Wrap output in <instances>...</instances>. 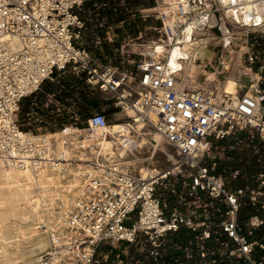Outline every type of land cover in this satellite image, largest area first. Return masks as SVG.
Here are the masks:
<instances>
[{
    "label": "built area",
    "instance_id": "2783aa9c",
    "mask_svg": "<svg viewBox=\"0 0 264 264\" xmlns=\"http://www.w3.org/2000/svg\"><path fill=\"white\" fill-rule=\"evenodd\" d=\"M161 1L156 0L159 5ZM204 1L191 0L189 13L182 8L185 21L172 18L167 23L168 13L160 12L170 49L183 44L187 23L205 14L215 16L218 23L207 24L204 31L218 29L224 38L221 4L210 0V9ZM88 3L0 0V159L20 161L30 152L33 161H41L37 142L23 140L22 134L37 137L53 131H25L19 118L21 104L56 75L69 72L109 95L122 122L142 121L160 134L175 150L176 160L159 174L143 176L126 172L116 161L95 158L99 173L77 203L69 245L61 246L69 255L64 259L60 251L47 253L36 264H68L67 260L102 264L97 258L101 246L143 243L140 239L148 241L154 263L264 264V166L252 167L248 173L230 167L228 171L222 163L223 151L216 146L239 133L258 135L264 146V48L259 41H248L251 32H264V26L248 28L229 21L230 32H235L234 27L250 29L244 37L245 50L234 54L230 69L223 56L206 65L207 71L213 68L219 76L237 82L238 93L232 95L221 89L225 79L207 83L204 73H199L185 84L184 76L177 75L167 59L146 57L143 52L145 58L137 60L122 40L110 51L107 45L122 39L115 29L108 39H89ZM14 40L17 47L12 45ZM236 41L229 46L222 39L220 50L229 54ZM73 115L72 122L58 124L61 131L68 133L75 126L86 133L110 125L105 111L93 113L82 128L81 117ZM260 151L256 149V154Z\"/></svg>",
    "mask_w": 264,
    "mask_h": 264
},
{
    "label": "bare ground",
    "instance_id": "6f19581e",
    "mask_svg": "<svg viewBox=\"0 0 264 264\" xmlns=\"http://www.w3.org/2000/svg\"><path fill=\"white\" fill-rule=\"evenodd\" d=\"M190 1L162 0L160 10L169 15L166 22L169 23L172 18L185 21L182 8L187 13L192 11ZM217 1L224 11L223 41L229 46L232 40L238 39V36L245 37L246 34L242 31L230 32L228 19L236 25L239 21L248 28L253 25L264 26V0ZM204 2L211 9L210 0ZM216 23L215 16L209 18L205 14L197 18L195 22L187 23L183 44L174 45L175 47L170 49L169 41L163 38L145 45L143 55L157 60L167 59L169 67L177 72V75L184 76L186 84L188 77L193 79L202 71L205 61L208 62L207 64L211 63L214 54L209 51L208 46L215 44L212 41L213 34L205 32L203 28L207 24L213 27ZM248 28L246 31L249 32ZM5 38L10 40V37ZM12 45L17 47L18 42L14 40ZM232 48L224 58L226 69H230L231 62L234 60ZM207 81L218 83L219 73L209 72ZM235 83L237 85V82ZM236 94L232 93V95ZM250 94L253 92L251 91ZM69 129L68 133L62 130L57 133L47 132L37 137L25 132L22 134L23 140L37 142L38 145H34L36 148L34 149L38 152L42 151L41 161H33L31 157L35 155L30 152L20 161L8 163L0 159V177L5 179L4 185L9 186L7 193H1L3 196L0 198V204L8 205L11 211L22 217V221L32 219L33 229L29 236L34 246L28 254L19 251L15 253L0 251V264H36L45 254L56 251H60L61 258L64 259L69 255V250L61 246L69 245L70 220L77 203L87 194L91 178L99 173L98 167L95 166V158L101 160L104 157L110 162L116 161L124 167L126 172L138 170L143 176H148L159 174L161 170H151L149 166L139 165V163L151 161L155 167L154 160L158 152H168V146L162 136L148 129L142 121L118 122L110 124L105 129H94L86 133L79 127L71 126ZM71 134L73 136H70ZM72 144H77V151L73 150ZM88 145L91 147L88 148ZM146 149L150 151L151 156L143 158L141 156L145 154ZM169 157L175 159L172 154H169ZM67 263L76 264V261L67 260Z\"/></svg>",
    "mask_w": 264,
    "mask_h": 264
},
{
    "label": "rangeland",
    "instance_id": "374dc122",
    "mask_svg": "<svg viewBox=\"0 0 264 264\" xmlns=\"http://www.w3.org/2000/svg\"><path fill=\"white\" fill-rule=\"evenodd\" d=\"M160 5L156 2V0H89L86 9V18L89 19V24L91 27L90 29L92 30L89 39H97L98 37H105L106 39H108L110 37V33L113 32V29H115L117 36L122 39H117V42L114 46L107 45V48L110 51H113L115 46L121 45L122 40V45L127 46V49L133 52L134 58L137 60H141L145 58V55H142L145 45H149L154 41H160L164 38L163 23L159 17L161 12ZM229 21L234 23L230 19L227 20V23ZM214 25L215 24H213V26ZM238 28L234 27L235 33L237 31H242L245 32V37L248 36V31ZM121 30L122 37L120 36ZM207 33L213 34L212 41H214L215 43L214 45L210 44L208 46L209 51L214 54L213 58H211V62L214 60L218 61L221 56L225 57L228 54V51L222 52L220 50V45L222 43V39L224 40V38L219 34L220 32L218 31V29L214 31L208 30ZM238 38V41H236L235 46L232 48V50H234L233 56L236 53L240 54L241 50H245V46H247V40H245L244 37L238 36ZM248 41H250L251 44L259 41L261 47L264 48L263 30L251 32ZM133 45H135L136 47H134ZM13 46L16 47V45ZM218 56H220V58ZM207 63L208 62L206 61L203 63L205 65L200 72L204 73L206 78L209 72L215 70L213 68H210L207 71ZM219 70L223 71L222 68H219ZM59 76V83L55 82V87H57L58 84L63 87L62 95L64 102H62L63 99L60 100L61 102H57V96L50 97L49 94L53 92L55 87L54 85H52V83L49 82H46L44 84V86L46 87L44 88L43 86V89L39 92L40 95H38L39 93H37L36 95H34L36 97L32 96L34 98L33 101H29L31 97L23 100L21 104V110L19 112V118L20 124L25 131H30L32 133L46 132L47 130H52L56 133L60 132L61 129L60 127H58V124L70 123L73 121L72 115L75 111L71 108V105L74 104V101L77 102L76 106L80 105L76 113L78 117H81L78 122L81 128L85 126V121L87 120V118L98 111H105V113L108 115L109 123L111 125L122 122V115L120 114L119 109L115 107L114 101L109 97V95L104 94L101 91L92 89L87 85L84 79H80L73 74H70L69 72L62 73ZM225 76V74H221L219 76V82L225 79L223 87L221 86V89L231 94L238 93L239 86L238 84L236 85V81L230 76H227L226 78ZM50 81L53 82V80ZM207 83L210 82L207 81ZM48 87L52 90L48 91ZM86 93L89 97V100L87 102H85L84 99ZM33 103H35V106L33 105ZM66 107L69 108L67 109ZM73 127L77 128L75 126ZM70 136L73 135L71 134ZM256 145L257 148H255ZM72 146L73 150H78L77 144H72ZM167 146L168 152H158L154 160L156 162L155 167V164H153L151 161L146 163H139V165L145 164L146 166H149L151 170L161 171L167 169L168 167H171L173 165L172 162L174 159H171V157H169V154H172L174 157H176V152L169 145ZM216 146L217 148H219V150L223 151L225 162L222 163H225V168L228 169V171L239 168L242 169L245 173H248L250 171V168L252 169V167L258 169L264 166V154H262L264 153V146L261 145L260 139L256 134L246 135L239 133L229 141L217 142ZM85 149L88 150V148ZM256 149L261 150L259 154L258 152L256 154ZM146 151L145 154H143L141 157L147 158L149 157V155L151 156L150 151L148 149H146ZM229 167L232 169L229 170ZM132 172L139 173L138 170ZM4 181L5 179L0 177V198L3 196L1 195L2 192L7 193V191L9 190V186L6 184L4 185ZM164 198L167 199V195H164ZM167 205L169 206V204ZM184 207L187 206L184 205L182 208ZM247 213L248 212H244V214ZM22 220V217L11 211V208L8 205L0 204L1 252L15 253L19 251L20 253L25 252L26 254L27 252L28 254L33 249L34 246L30 242L29 236L31 235L30 232H32L33 229L32 219L29 218L25 221ZM27 236L29 237V239ZM140 240H143L144 242L140 244L121 243L117 246L103 245L99 250L97 258L99 261H101L102 264H161L162 262L154 263L153 260L149 257L148 241L146 239ZM171 241L172 239L168 238V242L171 243ZM166 253L169 255V250H166Z\"/></svg>",
    "mask_w": 264,
    "mask_h": 264
},
{
    "label": "crops",
    "instance_id": "0c3cea01",
    "mask_svg": "<svg viewBox=\"0 0 264 264\" xmlns=\"http://www.w3.org/2000/svg\"><path fill=\"white\" fill-rule=\"evenodd\" d=\"M59 78H60V76L59 75H56L55 76V78H54V80H53V82L52 81H48L49 83H52V85H54V87L56 86V83L55 82H58L59 81ZM59 83V82H58ZM48 85V84H47ZM78 85V84H77ZM50 86V85H49ZM46 86H44V88H45ZM57 88V89H56ZM62 88L63 87H61L59 84L57 85V87H55V89L53 90V92L51 93V94H49L50 95V97H55V96H57V99H56V101L57 102H61L60 100H62L63 99V95H62ZM49 90H52V89H50L49 87H48V91ZM55 93H59V94H55ZM38 95H40V93L38 94ZM86 95H88V94H86ZM34 97H36V96H34ZM38 97V96H37ZM59 98V99H58ZM87 99L89 100V97H87ZM34 100V98L33 97H31L30 99H29V101H33ZM62 102H64V99L62 100ZM76 101H74V103H75ZM77 103V102H76ZM33 105L35 106V103H33ZM64 105V104H63ZM80 106V105H79ZM79 106H76L75 107V112H77L78 111V109H79ZM55 107V106H54ZM67 109L69 108V107H66ZM33 110V109H32Z\"/></svg>",
    "mask_w": 264,
    "mask_h": 264
},
{
    "label": "trees",
    "instance_id": "16d2710c",
    "mask_svg": "<svg viewBox=\"0 0 264 264\" xmlns=\"http://www.w3.org/2000/svg\"><path fill=\"white\" fill-rule=\"evenodd\" d=\"M83 94H84V93H83ZM86 94H87V93H86ZM87 97H88V95H86L85 98H84V99H85V102L88 101Z\"/></svg>",
    "mask_w": 264,
    "mask_h": 264
}]
</instances>
